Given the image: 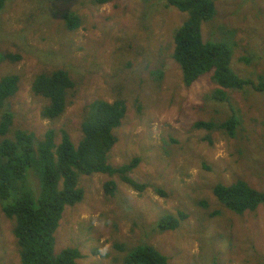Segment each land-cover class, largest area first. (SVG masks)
I'll return each mask as SVG.
<instances>
[{"label": "rangeland", "instance_id": "374dc122", "mask_svg": "<svg viewBox=\"0 0 264 264\" xmlns=\"http://www.w3.org/2000/svg\"><path fill=\"white\" fill-rule=\"evenodd\" d=\"M18 1L11 0L0 15V52L22 56L7 71L20 77L14 101L17 126L42 133L66 130L77 143L89 106L96 100L113 102L122 93L128 116L116 131L118 143L110 163L118 167L140 158L131 177L150 186L140 193L118 176L81 175L78 186L85 197L66 207L55 235L56 253L78 248L85 257L78 264H124L125 253L117 244L130 249L147 243L168 256L170 264H264V206L256 215L247 212L241 217L212 193L215 185H230L239 178L264 190V94L231 92L241 109L237 131L250 139L237 143L215 131L210 144L205 140L209 132L195 125L216 113H202L198 107L204 94L215 87L211 74L185 88L173 59L174 36L187 13L174 7L163 14L158 6L159 10L145 9L143 0H110L97 7L91 0L62 1L58 9L80 13L81 29L71 33L61 14H49L51 20L44 22V11L29 1ZM215 1L218 14L203 23L202 36L220 41L221 36H215L220 25L233 31L229 36L241 44L236 69L242 76H255L257 82L264 75V0ZM65 37H73V50L62 48ZM246 47L257 53L250 56L251 64L238 60ZM56 68L73 69L79 93L63 119L54 124L42 118V102L33 95L31 80L42 70ZM155 69L163 73L160 87L150 73ZM229 115L226 110L219 113L220 118ZM109 180L117 182L114 198L105 196ZM200 200L208 204L203 206ZM178 212L188 214L180 228L150 233L149 226L161 215ZM13 224L0 201V264H21ZM220 235L225 238L219 239Z\"/></svg>", "mask_w": 264, "mask_h": 264}, {"label": "trees", "instance_id": "16d2710c", "mask_svg": "<svg viewBox=\"0 0 264 264\" xmlns=\"http://www.w3.org/2000/svg\"><path fill=\"white\" fill-rule=\"evenodd\" d=\"M29 3L38 7L43 17L49 21V14H61L67 30L74 33L81 29L80 13L72 10L58 9L62 1L68 0H19L17 3ZM110 0H91L95 7ZM11 0H0V15ZM145 9L158 6L162 14L169 7H174L188 15L174 36L173 59L182 73L185 88H191L201 77L211 74L215 87L206 92L198 106L199 112L214 113V117L203 119L195 127L209 132L205 140L211 144L212 134L221 131L244 143L249 137L239 135L237 131L242 124L241 109L230 93L251 90L264 94V75L242 76L237 64V50L241 44L229 36L224 26L218 27L215 36L220 41H206L202 36L203 23L212 21L217 12L215 0H143ZM15 5V4H14ZM13 6V5H12ZM51 7L47 14V9ZM155 7L154 9H158ZM163 16L162 19L166 18ZM3 27V24L0 23ZM214 29V26L212 27ZM62 48L71 49L73 37H65ZM24 49V48H23ZM74 47H72V50ZM42 54L40 49H34ZM245 53L238 60L251 64V57L257 53L245 48ZM57 55V54H56ZM19 52H0V201L5 215L14 221L13 231L21 264H78L85 258L78 248H65L59 254L55 251L56 232L59 229L66 207H73L84 200L85 192L78 186L81 175L95 174L118 176L131 189L140 193L150 186L135 181L131 174L141 163L134 158L129 163L115 167L110 163V154L118 137L116 131L123 126L128 116V106L123 94L113 102L94 101L85 112L81 124V139L74 143L66 130H48L42 138L36 137L26 127H18V115L14 101L20 90V77L7 73L9 64L21 60ZM64 58V57H63ZM131 66V63H128ZM154 81L161 83L163 73L152 70ZM158 78V79H157ZM160 84H158L159 86ZM79 82L73 75L72 68L42 70L31 80L33 95L44 105L41 108L43 119L57 123L63 119L68 107L73 104L79 93ZM160 87V86H159ZM222 105V106H221ZM217 106V107H215ZM141 107L138 106V112ZM224 110L228 118H220ZM218 115V117L216 116ZM240 117V118H239ZM244 145V144H243ZM117 182L109 180L104 185L107 198L117 194ZM159 194H163L157 190ZM212 193L228 211L244 216L247 212L257 214L264 206V190H260L246 180H238L230 185L219 183ZM206 206V200H200ZM188 218V214L166 213L149 226L150 233L177 230ZM225 238L224 235L218 236ZM213 242V240L211 241ZM124 252V264H170L169 257L153 245L143 243L128 249L125 245H116ZM216 264V263H215Z\"/></svg>", "mask_w": 264, "mask_h": 264}, {"label": "clouds", "instance_id": "9594fccd", "mask_svg": "<svg viewBox=\"0 0 264 264\" xmlns=\"http://www.w3.org/2000/svg\"><path fill=\"white\" fill-rule=\"evenodd\" d=\"M44 105H46V104H44ZM44 105H43V102H42V107H43ZM40 114H42V113H40ZM63 116H64V115H63ZM44 120H46V119H44ZM48 121H49V120H48ZM59 122H60V121H59ZM54 124H56V123H54ZM81 124H82V123H81ZM26 128H28V127H26ZM48 130H50V129H48ZM48 130H47V131H48ZM47 131H46V132H47ZM57 131H58V130H57ZM205 131H206V130H205ZM30 132H31V133H34V134L36 135V137H38V138H42L43 135L46 133V132H45V133H42L41 130H39V129H35V132H34V131H30ZM116 145H117V144H116ZM112 151H113V150H112ZM238 180H243V179H242V178H239V179H237L236 181H238ZM236 181H235V182H236ZM233 183H234V182H233Z\"/></svg>", "mask_w": 264, "mask_h": 264}]
</instances>
